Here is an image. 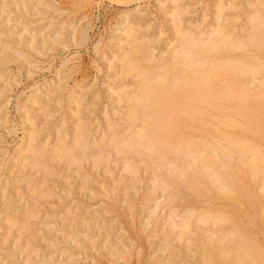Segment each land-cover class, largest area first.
Masks as SVG:
<instances>
[{
	"label": "rangeland",
	"instance_id": "rangeland-1",
	"mask_svg": "<svg viewBox=\"0 0 264 264\" xmlns=\"http://www.w3.org/2000/svg\"><path fill=\"white\" fill-rule=\"evenodd\" d=\"M258 1L260 0H0V55L4 50L7 51V48L18 47L21 44L20 47L25 51L24 54L27 55L23 54L22 58L24 59L22 60H19L21 56H16L18 60L13 57L15 58L14 61L11 59L6 63L7 65L2 64V67L6 65L5 67H0V264H25L28 261H30V263L28 262L29 264H51L69 258H71L72 262L75 261L72 264H202L206 248L201 247H204L205 243H209L207 242L209 240L213 243L217 240V238L211 237L212 232L213 236L216 234V237L222 238L221 245L216 244L219 243L218 241L214 243L215 246L218 245L214 249L217 252L221 251V249L230 248L234 240V237L231 239L233 235L229 232H227V234L229 233L228 236L226 235L228 238L226 236V239L223 237L226 234V230H222V227L223 229L226 228L225 220L219 223L220 226L224 223L220 228L215 225L218 223L212 221L214 219V217L211 219L212 215L208 217L212 223L208 221L209 219L206 221L208 224H203L204 222L201 221L203 225L198 224L200 221L197 223L199 219L194 221L198 218L197 215L202 212L201 207L196 211L198 206L203 204V206L206 205V208L202 206V209H209L213 202L215 203H213L214 205L219 203V209L227 208L229 206L227 203L232 202L231 207L226 210L229 213L232 210L234 211L232 212L236 215L239 223H241L240 225L247 222L246 224L251 230L249 229V231L244 224V226L242 225L243 229L244 227L247 229V231L246 229L244 231L247 234H250L249 232L253 233V237L254 235L256 237L254 239L259 240L258 242L259 244L262 243V246L264 245V220H262L264 216L263 218L259 216L263 210L260 209L259 205L263 208L262 204L264 203V199L261 196V193H263L261 187L264 180L252 179L253 176L250 178L251 174L248 172L245 174H249V177H242L245 175L244 173L241 175L242 172L237 173L236 178H240L238 181H242L241 178L246 181L252 179V183L259 181V186L262 181L260 188L256 186L257 183L252 184L250 181V185L246 181L238 182L244 186L246 183L248 187L251 185L256 187L252 193H250V190L246 193V198L249 196L252 198L255 194L257 195H255L257 198L253 197L252 203H249L251 200L249 197L248 203L251 205L249 207L245 198L246 194L243 196L244 199L243 197L241 199L244 203L241 201L234 202L232 199L230 201L226 196L230 201L227 202L228 200L225 199L224 194L220 196L219 193L221 192H217L222 197L220 198L217 194L215 195L216 192L213 189H210L214 192L212 196H215V198L210 196L213 193L209 192L212 191L206 192L205 190L197 193L198 197H194L195 200L194 198H188L192 193L191 189L187 190V188H185V195H187V191H190V195L188 194V197L185 195L184 197L179 196L183 198V201L180 199L181 202L186 204L189 199L196 202L201 198L198 201V203H201H195V205L192 201L193 203L189 202V204L187 203L188 205L183 204L184 206H181L180 204L182 203L179 201L180 204H178L179 197H177L176 199L174 198L175 200L170 199V202H174V204L173 202L170 204L168 198L170 190L167 189V192H164L162 183L158 180L161 179V176L159 175V178L156 177L161 168L159 167L157 172L154 169V164H152L154 165L153 169L150 167L152 165L149 166L148 154L147 157L145 156L146 160L144 158L140 160L142 162L137 160L139 158L137 152V154L130 153L131 156L134 154L132 157L128 154V157L130 156L129 158L132 160L133 157L138 156V158H134L138 161L136 162V164L138 163L136 165L138 170L136 169L137 174L135 175L138 176L134 178L135 176L131 177L130 172L124 168L127 160L123 157L121 158V154L114 153L115 149L113 147H108L109 144H101L102 149L104 147L103 144H105L107 148L104 147V149H110V152H113L112 156L110 153H106L105 157L109 154V158H103L106 159L104 161L98 158L99 154H97L102 149L98 146L100 149L96 151L95 147L103 139L102 137L108 136L111 131H116L118 127V131H121L120 129L125 131V126H127L125 122L127 121L124 122L122 117H118L117 114L126 112L130 109V106L120 101L118 93L125 87L133 89L136 84L135 72L131 71V74L126 72L128 74L126 75L119 66V62H117L119 58L125 55L123 51H128L129 49L128 46H123L124 49L120 47V43H125L122 38L123 35H119L121 33L124 34L125 30L118 27V23L125 21L122 15L133 18V26L135 27L132 28L136 32L134 39L140 44H146V47L152 50V56L157 61L164 54L167 55L171 46L176 43L174 41V28L176 25L174 24L177 22L180 27L187 28L190 26L198 33L199 31L205 32L217 29L220 24H223L225 27L228 26L226 29L230 33L232 31L233 35L238 37L241 34L245 35L244 31L249 32L248 29L251 24L248 18H253L252 16L256 15L255 10L257 8V13L260 11L261 17L262 15L264 16V8L261 5L264 0ZM260 5L262 6L261 9H259ZM81 31H86L83 34H86L87 39H82ZM263 33L261 34L262 38H264ZM44 42H46V45H43ZM37 44H40V47ZM245 48L248 49L246 50ZM245 48H235L236 50L233 49L234 51L232 50L231 54L243 56L246 50L248 54H245L247 56L245 57L254 58L252 57L254 55H250L252 51L250 53L248 51L253 47L245 46ZM237 49H242L243 53L239 50L240 54H238ZM255 49L257 50L253 52H255L256 56L261 49L259 51L258 48ZM263 51L264 48H262L261 52ZM253 52L252 54H254ZM113 53H119L120 57L113 55ZM215 54L213 57H219L217 52ZM224 55L226 54L224 53ZM260 56H264L263 53L259 55V58L257 57V60L263 62L264 58L261 57L262 61ZM213 57L211 54L209 59ZM262 68H264V65ZM262 70L264 71V69ZM263 71L261 75L260 72L255 74L254 78L258 77V79L257 77L255 78L256 81L252 78L254 81L251 80L252 86L249 80L251 79L250 76H246L248 77L247 79L241 76L238 77L240 80L242 78L244 82L249 80L250 83H247L252 87L250 88L247 83L248 86L242 85L244 90L248 87L250 89L243 91L242 95L244 97L241 96V103L242 101L246 103L250 95H255L257 92L255 87L263 79ZM221 78L222 76L219 80ZM224 78H227V76ZM221 82L223 83V81ZM250 90L251 92H249ZM246 96L247 98H245ZM224 106H226V103ZM234 112L232 111L231 116L241 121V113L239 112L240 115H238L236 111ZM206 115L210 117L207 118L206 116L205 118V115H203V120L206 121L208 119L212 120V117H217V115L213 114V116L209 113ZM240 121H238L237 127H242ZM200 122L202 125L204 121L195 123L200 127ZM204 123L203 125L206 126L202 125L204 129L197 126L199 132H192L195 131V128H193L194 130L191 129L192 131L188 128L187 131L190 135L193 134L192 137H198L197 135H200L201 130L204 132L205 128L208 129V125H206V122ZM217 123V126L221 125L224 128L226 126L221 123L219 125V122ZM235 126L227 125L226 128L228 129L221 128L223 132L227 130L226 133L232 134L234 128L236 131L239 129ZM77 128H81L85 132L83 133L85 139L83 138L82 140L87 144L86 148V145L83 147L85 155L81 151L82 147L81 149L79 146H77L79 148L76 147L75 150L80 149L78 151L82 152V157L79 155V159L77 158L78 162L74 163L76 159H71L69 157L70 154H66L68 157L64 154L62 159H60L61 156L57 157L54 154L55 158L47 155L50 158L46 156V158H43L44 160L42 159V163L39 162L40 166L39 163L35 165L33 160L35 150L40 148L50 150L54 148V143H57L56 140L64 139L67 144H70L74 140L72 136L77 133L75 131L79 130ZM221 128L218 127V129ZM255 132L258 136L256 138ZM255 132L251 131L252 135H247H250L249 139L251 137L257 139V150L261 151L260 153H263L264 156V139L260 137L259 133L257 134V131ZM203 134L205 135L206 133ZM233 134H235V131H233ZM204 135L200 137H204ZM214 139L219 141L216 136ZM255 139L250 140L254 142V146L256 144ZM222 142L224 143L223 140ZM234 148V145L230 148L231 152L235 150ZM127 150L125 153L131 151L130 148ZM50 151H48L49 153L46 152L51 155ZM234 153L237 155L236 152ZM248 153L247 151L245 156L250 158L248 155L251 153ZM96 154L97 157H93ZM122 154L124 155V153ZM149 154L151 153L149 152ZM153 154L155 153L151 155ZM235 155L232 153V156ZM247 157L245 159H249ZM235 158H229L230 161L234 162H231L232 164H236L235 162L238 161L242 162L239 157L236 158L237 160ZM100 160H102V163ZM241 162L237 164L239 165ZM242 166L243 163L241 164ZM163 168L162 170H164ZM166 168L165 173L170 171L169 168ZM186 168L190 167L187 166ZM160 174L163 175V173ZM207 185H203V187ZM208 186L210 187V185ZM252 186L250 187L251 189H253ZM193 192L196 194V191ZM253 192H255L254 195ZM202 194L204 195L201 196ZM193 195L190 197L192 198ZM204 196L205 198H202ZM208 196L211 198H208ZM258 196L262 197V199L260 197L262 204H260L261 200L258 202ZM233 202L236 206H238V203L241 204L235 208ZM253 203L255 204L252 205ZM175 204H177V209L174 207ZM223 205L228 206L223 207ZM240 206L241 208H239ZM187 208L197 212V215L196 212L194 213L195 215L192 214L195 219L192 218L191 213L190 218L199 226H196L193 222L194 227L191 225L192 221L190 220L188 229L191 228L190 232H192H188L189 236L187 232H183V235L181 234L180 237H177L180 234L177 230L179 227H174L173 225L175 221L177 222L180 219L181 215L179 216V214L181 212L183 214V211H186ZM242 208H246L248 211L246 212ZM237 211L243 213L240 214ZM261 213L264 215L263 211ZM224 214H228V212L224 211ZM237 215L242 216L243 219ZM229 216L231 217V213ZM250 219H254V221L250 222ZM229 221L231 220L228 219L227 224L231 223ZM148 222L150 225H147ZM160 229L161 231H159ZM210 232L211 236L209 238ZM217 232L220 236L217 235ZM150 236L156 237L154 239ZM167 236L170 237L168 246L171 248L168 246L161 248V244L165 242L164 238L169 239ZM149 239H152V241ZM161 239H164V241ZM223 239L225 240L223 241ZM190 240L193 242L191 241V243ZM109 244L120 245V247H123L124 244L128 245L130 248L126 249L128 253L123 254L127 258L123 255H116L113 258L108 251V248H110ZM25 258H27V261ZM213 258L216 260H213ZM213 258V264H221L222 261L220 260H224L216 256H213ZM229 260L231 258H225V264H233L232 260ZM117 261L121 262L118 263Z\"/></svg>",
	"mask_w": 264,
	"mask_h": 264
},
{
	"label": "bare ground",
	"instance_id": "bare-ground-1",
	"mask_svg": "<svg viewBox=\"0 0 264 264\" xmlns=\"http://www.w3.org/2000/svg\"><path fill=\"white\" fill-rule=\"evenodd\" d=\"M174 1H176V0H174ZM258 2H261V0ZM261 5H263V8H264V1L261 3ZM261 5L259 6V9L262 8ZM257 7H258V5H257ZM256 10H255L256 15L254 14L255 16H252L253 18H248V19H250L249 21H250V24L252 25V26L250 25L251 28L249 27V29H248L249 32L246 31L247 32V34H246V32L244 31L245 35L241 34L240 36L238 35V37L237 36L235 37L233 35L232 31L230 33V31L226 29V27H228V26L225 27V25H223V24L222 25L220 24V27L218 26L217 29L208 30L205 32L199 31V33H198V32H195L196 30H193L190 26L187 28L180 27L177 24L178 22L176 21L177 23L174 24V25H176V27L174 28V31H175L174 41H176V43L171 46V49H169V52L167 55H165V54L163 56L161 55L162 57H160V59L157 61L152 56V54H153L152 50L148 49L146 47L147 46L146 44H144V43L140 44L134 39V34L136 32L132 28V27H135V26H133V24H134L133 18H130L129 16L122 15V17H123V19H125V21L118 23V27H120L119 29L125 30L124 34H122V33L119 34L121 36L123 35L122 38H123V40H125V43L122 42V43H120L121 46L120 45L119 46L123 49H124V47L128 46L129 49H128V51H126V50L123 51V53H125V55H123L124 57L122 56L121 58H119L118 60L116 59V60H117V62H119V66L121 67L122 70H124L125 74H126V72L130 73V74H131V71L135 72L136 84H135V87L133 89H127L125 87V89H121L120 92L118 91L120 101L123 102L124 104L125 103L129 104V106H130V109L127 110L126 112H124L122 114H120V113L117 114L118 117L119 116L122 117L124 122L127 121V122H125L127 124V126H125L126 127L125 131H122V129H120L122 132L118 131L119 127L117 128L114 126L115 128H117V130L113 131V132L111 131V134H109L108 136L102 137L103 139L101 141H99V143H97L98 145L95 146L97 149L96 151H98V149H100L102 147L101 146L102 143H105L106 145L109 144L108 147H113L115 149L114 153L116 152L117 154H121V156L120 155H118V156H120L121 158L123 157L124 159L127 160V162L125 161L126 166L124 168L128 172H130L131 177H134L137 174L136 169L138 168V167L136 168V165H138V163L136 164V162H138V161H136L134 158L135 157L138 158V156H139V158L137 160L140 161L143 158H144V160H146V157L148 154L149 161H148V158H147V161L149 162L148 163L149 166L154 164L155 165L154 169L157 172H158V168L159 167L161 168V170L159 169L160 171L158 172L156 177L159 178L161 176L160 177L161 179H158V180H159V182L162 183L161 184L163 187L162 190H165L164 192H167V189L170 190L168 193L169 196L167 195L169 198V202H170V199H174V198L176 199L179 196L184 197L185 191H186L185 188H187V190L191 189L192 195L195 193L193 191H196V194H194L192 198L190 197L192 195L189 194L190 191L189 192L187 191V193H186L187 195H185V196L188 197L190 195L188 197L190 199H193L194 197H198L197 193L203 192L205 190H206V192L212 191L210 189H213L216 192L215 195L217 194V192H221V193H219L220 196H222L224 194L223 195L224 197L227 196L228 199H230V201L233 200L234 202L235 201L240 202L242 197L244 196V194L248 193L249 190H250V193H252V191H254L256 187H253L251 185L253 187V189H251L250 188L251 186L248 187L246 185V183H249V181H250V183H252V179L264 180V156H263V153L262 154L260 153L261 151L257 150V143L258 142H257V139H255L256 137H258L256 135L255 131H257V134L259 133L260 137L262 139H264V128H263V126H264V76H263V79H261L259 81V83L257 82L258 84L255 87V88H257V92L256 93L254 92L255 95L253 94V96H252V95H250L252 93H250L249 94L250 98L248 97L249 99L246 103H243L245 101H242V103H241L240 100L242 99V97H244L242 95L243 91H248V88H249L248 87L247 89L244 90L242 88V85L244 84L246 86H248V85L250 86V84H248L247 82H249V80L251 81L252 78H253V80L256 81L255 78L257 76L254 78L255 74H259L258 72H260V75H261V72L263 71L262 69H264V68H262V66L264 65V61H263V59H261V57L264 58V56H260V59L263 62H260L257 60L259 58V55H261L262 53L264 55V51L261 52L262 48H264V38H262V35H261L262 32H264V16L262 15V17H261V13L259 11V13H260V17H259V13H257ZM174 17H175V15H174ZM175 19H176V17H175ZM221 26H224V27H221ZM73 30H75V29H73ZM83 33H86V31L82 32V39H85L86 34H83ZM260 35H261V37H260ZM15 41H16V39H15ZM18 42L20 43V41H18ZM81 42H82V40H81ZM45 43L46 42H44L43 45ZM14 45H15V43H14ZM41 45H42V43H41ZM20 46L13 47L11 49L7 48V51L4 50L6 52H4V51H3L4 53L2 52V54L0 55V65H1L0 67H2V64L8 63L9 60H11V59H13V61H14L15 58H13V57H16V56L17 57L21 56V58L19 57V60L24 59V58H22V55L25 53V51ZM245 46L246 47L247 46L253 47L251 50H248L249 53H250V51L253 52V51L257 50V49L254 50V48H258V51H259V49H261V50L259 52H257L258 55H256V56H255V52H253L254 54H252V52H251L250 55L251 56L254 55V56H252L254 58H246L247 56L245 54H248L246 52V50L248 48L246 49ZM243 47L246 49L244 53H243L242 49H237L238 52L240 50L244 54L243 56H235V55L231 54V51L233 49L243 48ZM215 52H217L219 57L218 56L213 57ZM221 53H223V54L225 53L226 55L223 56V54H222V56H221ZM114 54L115 53H113V55ZM208 54H210V55L212 54L213 58L209 59L210 55H208ZM235 54H237V53H235ZM238 54H240V52ZM24 55L27 56L26 54H24ZM115 55L119 56V53H116ZM215 56H216V54H215ZM17 60H18V58H17ZM6 65H3V67H5ZM2 72H3V70H2ZM126 75H128V74H126ZM223 75H224V77L227 76V78H224ZM262 75H264V71H263ZM221 76H222V78H221V80H219V78ZM240 76L242 78H246V79L248 78L246 76H250L251 79L247 80V82L246 81L244 82L242 78H241V80L238 78ZM246 79H244V80H246ZM257 79H258V77H257ZM221 81H223V83ZM252 81H251V83H252ZM252 85H253V83L251 84V86ZM251 86H250V88H252ZM58 92H56V93H58ZM249 92H251V90ZM59 96H60V94H59ZM245 98H247V96ZM243 100H246V99H243ZM225 103H226V106H224ZM232 111L233 112L236 111V113H238V115H240L239 114V112H240L242 115V120L240 121L237 118L232 117L231 116ZM207 113H209L211 115H213V114L217 115V117H215L216 119L214 117H212L211 118L212 120H210V119H208L207 121L203 120V115H205L204 117L206 118ZM234 114H235V112H234ZM238 115L236 114V116H238ZM207 118H210V117L207 116ZM234 118L237 120H235ZM197 121L206 122V125H208L207 126L208 129L205 128L206 129L205 131H207V132H205V131L203 132V130H201V132L206 133L205 135L203 133L201 134V132H200V135H197L198 137H192L193 134L190 135V133L187 131L188 128L190 130L195 128V131H192V130L191 131L192 132H199L200 127L202 129H204V127H206L205 125H203V124H205L204 122L202 123V125L204 127L201 125V122H200V127H199L198 124L195 123ZM238 121L241 122V123L240 122L239 123L242 127H240V126L237 127ZM217 122H219V125H220V123L224 124V126L226 125L225 128L220 125L224 129H228V128H226L227 125H236L235 127L239 128V129H238V131H236L235 128L232 127V128H234V130H232V134L226 133L227 130H226V132H223L222 131L223 129L220 126H217V124H218ZM118 123H119V121H118ZM196 127L198 128V130H196L197 129ZM218 127L221 129H218ZM77 130L78 131H75V132H77V133H75V136H72L74 138V140L72 142L70 141L71 142L70 144H67V142L64 139H62L60 141L56 140L57 143H54V145H55L54 148L50 149L52 152L46 148H40V149L35 150L33 153L34 154L33 160L35 162V165H36V163L41 162L43 158H46L47 155H49L50 157L52 156V158H53V156L55 158V155L57 157L61 156L60 159H62V156L64 154L66 157H68V155H66V154H70L71 156L69 155V157H71V159H76V161H74V163L78 162L79 161L78 156L80 155V157H82L81 154H82V152H84L83 147H84V145H86L85 146V148H86L87 144H85V141L82 140L83 138L85 139V136L83 134L85 132H83V130L81 128H77ZM233 131H235V134H233ZM251 131L253 133L255 132L256 136H255V138L251 137V139H249L250 135L248 136L247 134H251L250 133ZM106 134H104V135H106ZM201 135H204V137H200ZM215 136L217 139L219 138L218 139L219 141L221 140V142H222V140H223L224 143L223 142L221 143V142L215 140L214 139ZM252 139L256 140L255 146L253 145L254 142L250 141ZM263 142H264V140H263ZM105 144H103V146L105 148H107V146ZM233 145L235 147L234 148L235 150H233V152H231L230 148ZM77 146H79L80 149L82 147L81 153L78 151L80 149L75 150ZM79 147H77V148H79ZM89 147H90V145H89ZM92 147H94V146H92ZM104 147H103V149L101 148L102 150L99 153H97V154H99L98 158L102 159L103 161L106 160L103 158H106V157L109 158L108 157L109 154L105 157L106 153H110V155L113 153V152H110L111 151L110 149H104ZM129 148L131 149V151L133 150V152L130 151L129 153L128 152L125 153V151ZM90 150H91V148H90ZM46 151L47 152L50 151L51 155L48 154L49 152L47 153ZM106 151H108V152H106ZM247 151L249 153H251L250 155H248V156H250V158L245 156V154L247 155ZM78 152H79V154L76 155V153H78ZM136 152L139 154L138 156L136 155L135 157H133V160L131 158H129L131 156L130 153L137 154ZM149 152L151 154L152 153H155V154L151 155V154H149ZM234 152H236L237 155H235ZM122 153H124V155ZM232 153L235 156H232ZM97 154L93 157H97ZM128 154L130 155L129 157H128ZM143 154H146V155H143ZM84 155H85V152H84ZM125 155L127 156V158ZM141 155H143V156H141ZM149 155H151V156H149ZM49 156H47V157H49ZM230 157H232V158L233 157H236V158L239 157V159H242V162L238 161V162H241V163H239V165L237 164L238 162H235L237 165L232 164L234 162L229 160ZM245 157H247L249 159H245ZM89 158H90V156H89ZM102 160H100V162ZM108 161H109V159H108ZM70 162L72 163V161H70ZM140 162H142V161H140ZM242 163H243V166L241 167ZM33 165H34V163H33ZM147 165H146V167H147ZM154 165H152L150 167L152 168ZM39 166H40V163H39ZM187 166L190 168H186ZM94 167H96V166H94ZM162 167H164L163 168L164 170H162ZM165 167L169 168V170H170L169 172L168 171L166 172L167 174L165 173ZM149 168H147V169H149ZM91 171H92V169H91ZM161 171H164V172H161ZM80 172H82V171H80ZM157 172H154V173H157ZM239 172H242V174L240 173L241 175H243V173L245 174L246 172H248L249 174H251L250 178H252V176H253V178L251 180H247L248 182L246 180H243V178H241L242 181H238L240 178L238 179L236 177L238 175L237 173H239ZM160 173H163V175H161ZM249 174H245L242 177L248 176ZM137 176H135L134 178H136ZM156 177H155V179L157 180ZM245 178H247V177H245ZM160 180H162V181H160ZM243 181H246V183L244 182L245 186L243 184L238 183V182L242 183ZM254 182L255 183H252V184L257 183L258 185L256 184V186H259V181H257V182L254 181ZM250 183L248 185H250ZM206 184L210 185V187H213V188H210L208 185H207L208 187L206 186L207 188L203 187V185H206ZM260 184L262 185V181ZM159 186H160V183H159ZM159 186L157 185L158 188H159ZM260 186H259V188H260ZM261 188H262L261 190H263V193H261V196L264 199V183H263ZM105 192H106V190H105ZM209 193H213L210 195L211 197H213L212 195H214V192L212 191ZM254 193L255 192H253V195H254ZM204 194H202L201 196H203ZM219 194H217V196H219ZM259 195H260V193H259ZM201 196H199V197H201ZM210 196H208V198H211ZM256 196L254 198H257ZM187 197H185V199H187ZM227 197L225 198L226 200H228ZM246 197H247V194L245 195V198ZM249 197L246 198V200H247L246 202L248 204V207L250 205L249 203L254 200L253 197L252 198L250 197L251 200L249 199ZM260 197L258 196L259 201H258V199H256L258 202H260V200L262 199V197H261V199H260ZM202 198H205V196ZM213 198H215V196ZM220 198H222V197H220ZM180 199L183 201V198L179 197L178 198V204H180L179 201L181 202ZM190 199L188 201L192 202L193 200L190 201ZM200 199L198 201H200ZM216 199H215V201H217ZM243 199H244V197H243ZM198 201H196V202L193 201L194 203L193 202L192 203L197 204ZM230 201L228 200L227 202H230ZM248 201H249V203H248ZM172 202H170V204ZM189 202H186V204L184 202H181L182 204H180V205L181 206L183 204L188 205ZM234 202H233V205H235ZM263 202L261 200L260 204H262ZM176 203H177V201H176ZM192 203H190V205L193 208H195V206H193ZM199 203H201V202H199ZM231 203H227V204H229V206L227 205L229 208L231 207ZM242 203H244V202H242ZM173 204H174V202H173ZM212 204L210 205L211 207L209 206L210 208H213ZM240 204L238 203V206ZM254 204L255 203H253L252 205H254ZM256 204H258V203H256ZM176 205L177 204H175V206L174 205L173 206L176 208ZM218 205H219V203H218ZM218 205H214L215 207L213 209H210L209 207H208L209 209H205L206 205L203 206V204H202V206L205 207L204 209H202V206H198V209L195 208L196 211L199 210V207H201V210H202L201 214H199V215H197V212L191 208H187L186 211L184 210L183 214L181 212V214H179V216L181 215L180 219L177 222L175 221V224L173 225L174 227L175 226L179 227V228L176 227L180 233V234L178 233L179 236H177V237H180V235L183 232H187V233L192 232V231L190 232L191 228L190 229H188V228L190 227V220L192 218L195 219V217H193V215H192L195 212H196V215L198 216V218H196L194 221L199 219V220H197V223L200 221V223H198V224H201V225L208 224V222H206V221H207V219H209L208 217H210L212 215L211 219L214 217V219L212 221L214 223H218L215 225L219 226V228L224 225V223H223L222 226H220L219 223L220 222L222 223V221L224 222V220H225L226 228L224 226L225 229H223V227H222V230H226V232L224 231L226 234L224 232H222L225 234L224 236L223 235L222 236L225 238V236L226 235L228 236V234L230 233L233 235V236L231 235L232 236L231 239L234 237L233 238L234 240H233V244L231 245L230 248H228L226 250L221 249V251L218 249L219 252H217V250L215 251L214 249L216 246H218L220 244L222 238L216 237L215 232H214L215 235L213 236V232H212V236H211V232H210V235H208V237L211 236L212 238H214V237L217 238V240L216 239L215 240L218 241L219 243H216V241H214V243L218 244L215 246V244L213 242H210V240H209V241H207L209 243H205L206 245L204 247H201V248H206L205 252H204L205 257L203 258V263L201 261L202 264H213L212 262L215 259V258H213V256L224 259V260H220V261H222L221 264H225V262H224L225 258H228V259L231 258L233 264H264V253H263L264 252L263 251L264 245L262 246V243L259 244V242H258L259 240L254 239L256 237H255V235L253 237V235H252L253 233L249 232L250 234H247L244 231V229H246L245 227H248V230L249 229L251 230V228L249 226H247V224H246L247 222L246 223L244 222L242 224L243 226H244V224L246 225L243 229V226L240 225L241 223H239V220L237 219L236 215L233 213L234 211L232 209L231 210L233 212L230 210L231 211L230 212L231 217H232L231 218L229 216V214H230L229 211L226 210L228 207L223 205V207H227V208L222 207L224 209V211L228 212V214H224L223 209H221V208L219 209L220 205L219 206ZM233 205H232V207H233ZM263 205H264V203L262 204L263 208H261V205H259V206H260V209H263L262 211L264 214V206ZM216 206H217V208H216ZM238 206L235 205L234 207L236 208ZM241 206L245 207L244 205H241ZM241 206L239 208H241ZM188 207H190V206H188ZM244 209L246 210V212L248 211L246 208H244ZM244 209L242 208V210H244ZM235 211H236V209H235ZM261 212H260L259 216H261V218H263L264 215H262ZM190 213L192 215V218H190V216H191ZM198 213H200V212H198ZM238 213H240V212H238ZM242 213H240V214H242ZM250 214H252V213H250ZM29 215H30V213H29ZM246 215L249 217L251 216L248 214H246ZM152 216H153V213H152ZM94 217H93V219H94ZM240 217L242 218V216H240ZM251 217L254 218L253 216H251ZM30 218H32V217H30ZM11 219H9V220H11ZM228 219L231 220V221H229L231 223L228 222L229 224H227ZM255 219H256V217H255ZM252 220L254 221V219H250L249 221L251 222ZM262 220H264V218ZM194 221L191 222L192 223L191 225H193ZM201 221L204 223L202 224ZM208 221H210L212 223V221L210 219ZM22 224H23V222H22ZM148 224H149V222L147 223V225ZM227 225L230 226V227L228 226L229 229L227 228ZM252 225H253V223H252ZM196 226H199V225L196 224ZM145 227H146V223H145ZM215 230H219V229H215ZM146 231H147V229H146ZM155 231L157 232L156 229H155ZM159 231H161V229ZM173 231H174V229H173ZM220 231H221V229H220ZM246 231H247V229H246ZM200 232H201V230H200ZM218 232H217V235L220 236ZM227 232H229V233L227 234ZM150 233H152V232H150ZM189 233H188V236H189ZM184 234H186V233H184ZM124 235H126V234H124ZM107 236H109V235H107ZM168 236H170V235H168ZM150 237H153L155 239L156 236H150ZM168 238L169 239H167L166 237L164 238L165 242L163 244H161V248L162 247L166 248L170 244L169 243L170 237H168ZM186 238H187V235H186ZM164 239H161V240L164 241ZM205 239H206V237H205ZM225 239H223V241ZM149 240L152 241V239H149ZM176 240H177V238H176ZM178 240H179V238H178ZM191 241L192 240H190V242ZM186 242H187V240H186ZM200 242H201V240H200ZM71 243H72V241H71ZM93 243L95 244V242H93ZM177 243H178V241H177ZM75 244H77V243L75 242ZM157 246H158V244H157ZM186 246H188V245H186ZM123 247L122 246L120 247V245H116V244L110 245V248H108V251L113 256V258H115L116 255H123V254H126V252L128 253V251H126V249L129 248L128 245L126 246L124 244ZM168 247H170V246H168ZM105 248H106V246H105ZM161 248H160V250H161ZM172 248H173V246H172ZM102 249H101V251H102ZM203 251H204V249H203ZM103 252H102V254H103ZM13 254H14V252H13ZM129 255H131V254H129ZM123 256H125V255H123ZM15 258H14V260H15ZM113 258H112V261H113ZM212 258H213V260H212ZM11 259H13V257H11ZM26 259L27 258H25V260ZM231 260H229V261H231ZM70 261H71V258L65 259V260L62 259V261L59 260L58 262H53L51 264H70V263L72 264L73 262H75V261H73V262L72 261L70 262ZM217 261H216V263H217ZM18 262H19V260H18ZM28 262L30 263V261H28ZM120 262H118V263H120ZM27 263H25V264H27ZM226 263H227V261H226ZM217 264H219V263H217Z\"/></svg>",
	"mask_w": 264,
	"mask_h": 264
}]
</instances>
